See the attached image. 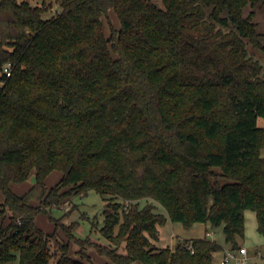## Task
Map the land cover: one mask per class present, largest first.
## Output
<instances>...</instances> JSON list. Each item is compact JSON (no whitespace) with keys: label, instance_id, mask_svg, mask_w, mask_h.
<instances>
[{"label":"trees","instance_id":"trees-1","mask_svg":"<svg viewBox=\"0 0 264 264\" xmlns=\"http://www.w3.org/2000/svg\"><path fill=\"white\" fill-rule=\"evenodd\" d=\"M41 1L0 3V264H96L89 246L104 264H215L217 242L161 248L160 228L223 226L236 250L249 210L264 237V66L250 49L264 44L246 15L264 0ZM48 2L61 8L49 19ZM91 190L107 244L76 235L82 218L64 223L76 203L54 216Z\"/></svg>","mask_w":264,"mask_h":264},{"label":"rangeland","instance_id":"rangeland-1","mask_svg":"<svg viewBox=\"0 0 264 264\" xmlns=\"http://www.w3.org/2000/svg\"><path fill=\"white\" fill-rule=\"evenodd\" d=\"M30 3L33 6H42L43 3L41 0H29ZM153 2L157 3L160 7H163L162 0H152ZM47 7L49 6L48 11L44 14V17L49 19L61 12V8L54 2H48ZM250 12H254V22L258 23L259 25V31L261 34H263V44H264V8L258 7V8H252L248 7L246 9V15H249ZM110 20L112 22V25H114L116 28H119V20L117 16L114 13H111ZM105 34L107 37H110L111 31H110V23L108 20L105 19ZM251 54L254 56L255 59H258L261 64L264 66V51L263 50H254L250 47ZM114 57L116 55L114 54ZM1 76V72H0ZM258 125L260 127H264V118H259ZM262 156L264 157V148L262 150ZM62 176V173L59 171L53 172L49 178L47 179V185L52 187L58 182V178ZM35 182V175L33 174L31 178L26 181L24 184L16 185L13 184V190L19 194L25 193V191L29 190ZM1 194V193H0ZM3 201V197H0V202ZM76 203L78 205L77 210L71 215V218L64 219L65 224H71L72 221L75 220H81L82 218V227L79 229V231L76 233L77 236L86 238L87 236H91L94 240L97 242H101L103 244H107L108 241L104 239L101 236L100 233V227L103 225L104 220V209H105V202L101 195L93 190L89 192L87 196H78L76 198L68 199L67 202L63 204L62 209L55 210L54 216L57 218H61L67 210H69L71 207H73V204ZM149 203H154L150 201H143L140 204V207H144L148 205ZM1 210V206H0ZM158 212L166 213L164 208L158 207ZM85 214V217L82 216ZM84 218V219H83ZM85 220V221H83ZM2 223L5 226H8L10 223V220L8 218H4ZM37 223L40 227L44 229L45 232H53L55 230L54 224L49 220L47 216L39 215L37 219ZM248 229L246 224V230H245V238L250 239L252 237V233L257 232L255 229L253 231L250 230V223H248ZM208 233H211L208 234ZM213 234V235H212ZM259 235V233H257ZM59 239L62 242H68L69 238L68 236L63 232V230L58 231ZM247 236V237H246ZM260 236V235H259ZM263 238V236H261ZM207 238L212 241H217L220 244L226 243L225 234L223 231V226L218 228H213L209 223H198L195 224L191 228H186L182 223L178 222H171L169 221L166 226L160 228V240L157 242V246L159 247H170L171 249H175L177 245L183 244L185 242H192L196 239H203ZM244 238V239H245ZM243 239V240H244ZM242 240V241H243ZM245 241V240H244ZM251 254L256 256V259L253 261L254 264H264V246H250ZM52 251L56 253V248L52 244L51 246ZM80 247L75 245L73 242L70 243V254L73 257L80 258L79 254L77 253ZM248 249V248H247ZM260 254H257V251ZM86 254L89 256L91 261H94L96 264H104L106 263V259L102 256H99L96 252V249L94 247H87L85 250ZM59 256V255H58ZM57 256V257H58ZM86 257H84L85 259ZM58 258H54L53 262L55 263ZM87 262V260L85 259Z\"/></svg>","mask_w":264,"mask_h":264},{"label":"crops","instance_id":"crops-1","mask_svg":"<svg viewBox=\"0 0 264 264\" xmlns=\"http://www.w3.org/2000/svg\"><path fill=\"white\" fill-rule=\"evenodd\" d=\"M60 178H61V176H60ZM60 178H58V179H60ZM12 187H13V185H12ZM1 196H2V194H0V197ZM245 220H246V224H247V229L249 226L248 223H250V230L253 231L255 229L257 232L253 231L252 237L250 239L248 238L249 236L248 237L246 236L247 238L244 239L245 241L240 240L239 244H240L241 248L242 247L248 248L247 250H248V255H249V262H250V264H254L253 261L256 259V256L251 254L252 247H250V246H264V237L262 238L261 237L262 235L258 232L257 216H256L255 212L250 211V210L246 211L245 212ZM257 233H259L260 236ZM208 234L211 235V233H208ZM215 242H217V241H215ZM218 244L223 247V250L220 252H217L213 255L215 264H220V262L223 260L225 254L228 251L235 250V249H232V247L227 242L224 244H220V243H218ZM236 250H238V249H236ZM259 252H261V251L259 250L256 253L260 254ZM263 258H264V256H263ZM255 264H258V263H255Z\"/></svg>","mask_w":264,"mask_h":264},{"label":"built area","instance_id":"built-area-1","mask_svg":"<svg viewBox=\"0 0 264 264\" xmlns=\"http://www.w3.org/2000/svg\"><path fill=\"white\" fill-rule=\"evenodd\" d=\"M4 72L8 77L12 74V64L8 63L5 68ZM220 264H250L249 262V255L247 248H240L238 250H231L228 251L223 260L220 262Z\"/></svg>","mask_w":264,"mask_h":264},{"label":"water","instance_id":"water-1","mask_svg":"<svg viewBox=\"0 0 264 264\" xmlns=\"http://www.w3.org/2000/svg\"><path fill=\"white\" fill-rule=\"evenodd\" d=\"M2 2V0H0V3ZM179 245H181V244H179Z\"/></svg>","mask_w":264,"mask_h":264}]
</instances>
